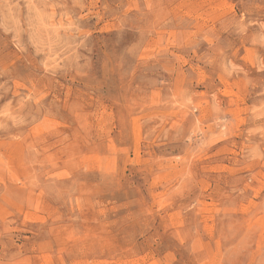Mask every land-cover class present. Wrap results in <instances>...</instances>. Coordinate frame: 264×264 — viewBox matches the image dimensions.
I'll return each instance as SVG.
<instances>
[{
  "label": "rangeland",
  "instance_id": "rangeland-1",
  "mask_svg": "<svg viewBox=\"0 0 264 264\" xmlns=\"http://www.w3.org/2000/svg\"><path fill=\"white\" fill-rule=\"evenodd\" d=\"M0 264H264V0H0Z\"/></svg>",
  "mask_w": 264,
  "mask_h": 264
}]
</instances>
